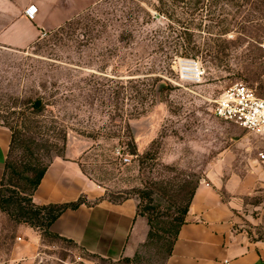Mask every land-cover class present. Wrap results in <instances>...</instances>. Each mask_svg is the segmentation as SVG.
Wrapping results in <instances>:
<instances>
[{
  "label": "rangeland",
  "instance_id": "obj_1",
  "mask_svg": "<svg viewBox=\"0 0 264 264\" xmlns=\"http://www.w3.org/2000/svg\"><path fill=\"white\" fill-rule=\"evenodd\" d=\"M263 42L264 0H101L28 48L0 44V124L15 131L3 195L30 198L37 171L71 152L101 192L86 203L135 198L140 216L156 218L153 235L116 260L40 231L36 264H165L167 220L224 149L234 170L213 183L240 200L233 231L264 242V185L242 165L264 151V137L213 113L236 83L264 98ZM183 59L202 63L201 80L180 77ZM17 225L0 207V264L10 262Z\"/></svg>",
  "mask_w": 264,
  "mask_h": 264
},
{
  "label": "crops",
  "instance_id": "obj_2",
  "mask_svg": "<svg viewBox=\"0 0 264 264\" xmlns=\"http://www.w3.org/2000/svg\"><path fill=\"white\" fill-rule=\"evenodd\" d=\"M99 1L0 0V44L28 48L44 33L57 30ZM32 4L38 7L35 20L24 14ZM11 140V130L0 124V189ZM145 149V142L138 144L139 152ZM74 156L70 152L48 165L33 195L36 203L72 202L81 196L101 195ZM235 159L232 149H224L212 161L196 186L186 223L181 226L165 264H264V242L248 241L233 231L239 198L225 197L213 183L226 170H234ZM242 165L257 173L264 185V159L254 156ZM149 229L147 220L138 215V201L127 198L120 202L102 199L68 209L54 221L50 231L75 242L84 252L116 260L131 256ZM16 232L18 240L9 255V264H36L42 242L40 230L18 223Z\"/></svg>",
  "mask_w": 264,
  "mask_h": 264
},
{
  "label": "built area",
  "instance_id": "obj_3",
  "mask_svg": "<svg viewBox=\"0 0 264 264\" xmlns=\"http://www.w3.org/2000/svg\"><path fill=\"white\" fill-rule=\"evenodd\" d=\"M37 12L38 7L32 4L24 14L28 19L35 20ZM262 45L264 47V42ZM178 71L180 77L187 81L201 80L205 73L202 63L196 59L180 60ZM213 113L222 120L264 137V98L248 84L236 83L223 90L214 100ZM260 157L264 159V154L261 153Z\"/></svg>",
  "mask_w": 264,
  "mask_h": 264
},
{
  "label": "trees",
  "instance_id": "obj_4",
  "mask_svg": "<svg viewBox=\"0 0 264 264\" xmlns=\"http://www.w3.org/2000/svg\"><path fill=\"white\" fill-rule=\"evenodd\" d=\"M67 23H68V21L65 24H67ZM64 25H62L58 29H61ZM164 87L165 86L163 84L160 86H157L156 90L154 91L155 94L156 95L159 94L161 92V89H163ZM35 106H36V104H35ZM14 138H15V131L12 134V141H14ZM133 153L134 154L136 153L135 149H134ZM50 163H48L47 165L43 166L40 170H38L35 177L33 179H31V181L33 183L34 191H33L32 195L30 196V198H26L23 195L22 196L19 195L18 197L12 196L10 198H6L3 195L2 190L0 189V207L3 210H6L8 213H10V215L14 216V218L18 221V223H26V224L34 227V228H37L38 230H40L42 232H45L46 234L54 235L50 231V228H51L52 224L54 223V221L62 213H64L66 210L78 208L80 205H82L83 203H86V202H85L83 196H81L76 201L63 202V203L38 204L34 201V199H33L34 192H35L37 186L39 185V183L41 182V180H42V178H43V176L47 170V167ZM6 166H7V164H6ZM195 189H196V187L192 190L190 198H189L187 204L183 207L179 216H176L174 218L167 220V224H169L170 226L172 225V227H173V232H170V234H169L171 236V248H170L169 254L172 251L173 244L178 237V233H179L181 226L186 223V215H187V212L189 209L190 202H191L193 195L195 193ZM11 204L14 207V211L10 210L8 207V205H11ZM138 207H139V205H138ZM138 215H140V214L138 213ZM143 215H146V219H147V222H148V225L150 228L149 229V236H151L154 233V228H155L154 221L156 218L153 216V214L152 215L151 214H143Z\"/></svg>",
  "mask_w": 264,
  "mask_h": 264
},
{
  "label": "water",
  "instance_id": "obj_5",
  "mask_svg": "<svg viewBox=\"0 0 264 264\" xmlns=\"http://www.w3.org/2000/svg\"><path fill=\"white\" fill-rule=\"evenodd\" d=\"M35 104H36V106H37V107H39V106L41 105V101H40V100H38V101H36V103H35Z\"/></svg>",
  "mask_w": 264,
  "mask_h": 264
}]
</instances>
